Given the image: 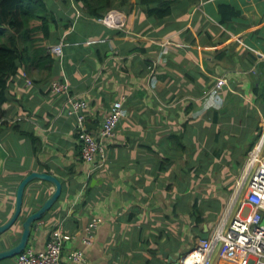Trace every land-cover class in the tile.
I'll list each match as a JSON object with an SVG mask.
<instances>
[{
  "label": "crops",
  "instance_id": "1",
  "mask_svg": "<svg viewBox=\"0 0 264 264\" xmlns=\"http://www.w3.org/2000/svg\"><path fill=\"white\" fill-rule=\"evenodd\" d=\"M45 2L59 21L47 50L63 41V55L21 66L9 81L0 226L14 211L19 183L44 172L61 182L62 193L36 222L28 248L43 251L59 229L70 237L64 264H180L223 216L251 151L264 157V105L253 95L264 78V0H181L163 19L129 0L125 31L95 22L73 0ZM219 6L229 9L228 18ZM222 78L226 83L216 88ZM55 80L86 103L95 137L111 105L123 101L96 170L81 157L66 96L49 92ZM53 190L44 181L26 187L21 218L0 235V252L18 242L25 217ZM252 211L247 204L241 216ZM72 252L84 261H68ZM234 260L220 247L211 264ZM0 264H16L15 257Z\"/></svg>",
  "mask_w": 264,
  "mask_h": 264
},
{
  "label": "built area",
  "instance_id": "2",
  "mask_svg": "<svg viewBox=\"0 0 264 264\" xmlns=\"http://www.w3.org/2000/svg\"><path fill=\"white\" fill-rule=\"evenodd\" d=\"M93 20L113 31H125L127 15L120 9H111L104 17ZM48 52L55 60H60L63 55V41L48 48ZM26 85H31V80L22 73ZM226 79H218L216 88L223 86ZM49 92L53 95H65L70 104L69 113L76 116V128L81 142V157L90 165L91 170L102 167L105 163L106 143L115 135L116 127L123 114V101L114 102L107 115L103 119L97 142L95 136L86 126V103L77 99L70 93L66 81L55 80L49 86ZM208 93H216L214 90ZM245 192V194H244ZM243 194L245 195L243 198ZM253 209L248 218H244L242 210L246 205ZM264 157L258 149L251 151L247 168L237 188L230 198V202L216 224L210 236L201 239L196 247L190 250L180 264H211L212 258L220 247H228L235 253L232 264H264ZM84 243L88 244L92 235L87 229ZM45 248L41 252H35L32 248L25 250L15 257L16 264H64L62 252L66 241L70 239L59 229L52 231ZM68 261L83 262L84 257L80 252H72L67 256Z\"/></svg>",
  "mask_w": 264,
  "mask_h": 264
},
{
  "label": "trees",
  "instance_id": "3",
  "mask_svg": "<svg viewBox=\"0 0 264 264\" xmlns=\"http://www.w3.org/2000/svg\"><path fill=\"white\" fill-rule=\"evenodd\" d=\"M148 15L163 19L170 15L175 3L181 0H137ZM78 9L89 17L100 19L111 9L124 10L129 0H73ZM225 8V9H224ZM223 19L229 9L219 6ZM58 19L49 10L45 0H0V133L7 127L3 107L9 102L7 87L21 66L40 65L51 55L47 47L51 34L58 29ZM25 69V70H26ZM254 98L264 105V78L254 89ZM30 137L31 134L22 133Z\"/></svg>",
  "mask_w": 264,
  "mask_h": 264
},
{
  "label": "water",
  "instance_id": "4",
  "mask_svg": "<svg viewBox=\"0 0 264 264\" xmlns=\"http://www.w3.org/2000/svg\"><path fill=\"white\" fill-rule=\"evenodd\" d=\"M96 141H100L98 136L96 137ZM7 157L8 153L6 149L0 144V176H2L4 172ZM33 181L47 182L53 186L54 190L36 211L25 217L21 224V235L18 242L11 248L0 252V261L14 258L25 250L28 246L32 231L35 230L36 222L42 220L46 216L61 196L62 184L55 176L44 172L30 173L19 183L17 187L14 211L8 221L0 226V235L10 231L19 222L22 215L25 189ZM244 194L242 198L245 196ZM262 224L264 225V216Z\"/></svg>",
  "mask_w": 264,
  "mask_h": 264
},
{
  "label": "rangeland",
  "instance_id": "5",
  "mask_svg": "<svg viewBox=\"0 0 264 264\" xmlns=\"http://www.w3.org/2000/svg\"><path fill=\"white\" fill-rule=\"evenodd\" d=\"M63 9H64V8H63ZM49 10H50V9H49ZM51 10H52V11H55V9H51ZM51 10H50V11H51ZM52 11H51V12H52ZM2 242H6V241H2Z\"/></svg>",
  "mask_w": 264,
  "mask_h": 264
},
{
  "label": "clouds",
  "instance_id": "6",
  "mask_svg": "<svg viewBox=\"0 0 264 264\" xmlns=\"http://www.w3.org/2000/svg\"><path fill=\"white\" fill-rule=\"evenodd\" d=\"M123 11V10H122ZM99 137V136H98ZM96 138V137H95ZM16 257V256H15Z\"/></svg>",
  "mask_w": 264,
  "mask_h": 264
}]
</instances>
